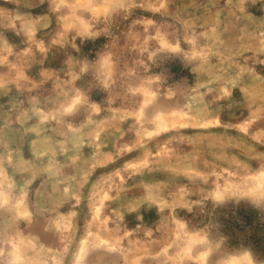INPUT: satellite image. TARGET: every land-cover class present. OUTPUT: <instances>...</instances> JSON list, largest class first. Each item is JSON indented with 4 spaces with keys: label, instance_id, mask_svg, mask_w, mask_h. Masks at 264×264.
<instances>
[{
    "label": "rangeland",
    "instance_id": "obj_1",
    "mask_svg": "<svg viewBox=\"0 0 264 264\" xmlns=\"http://www.w3.org/2000/svg\"><path fill=\"white\" fill-rule=\"evenodd\" d=\"M246 255L264 264V0H0V264Z\"/></svg>",
    "mask_w": 264,
    "mask_h": 264
},
{
    "label": "bare ground",
    "instance_id": "obj_2",
    "mask_svg": "<svg viewBox=\"0 0 264 264\" xmlns=\"http://www.w3.org/2000/svg\"><path fill=\"white\" fill-rule=\"evenodd\" d=\"M262 176V175H261ZM259 181V180H258ZM257 187V186H256ZM241 259V258H240ZM244 259V258H243ZM234 260V259H233ZM246 264H253V262L250 260V257L248 258V255H246V260H245ZM232 264H236L231 260Z\"/></svg>",
    "mask_w": 264,
    "mask_h": 264
}]
</instances>
